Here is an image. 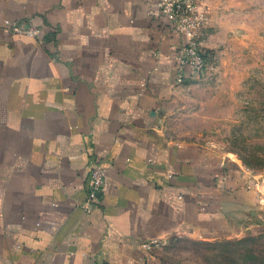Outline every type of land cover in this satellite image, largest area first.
<instances>
[{
  "label": "crops",
  "instance_id": "1",
  "mask_svg": "<svg viewBox=\"0 0 264 264\" xmlns=\"http://www.w3.org/2000/svg\"><path fill=\"white\" fill-rule=\"evenodd\" d=\"M156 7L0 0V264H157L158 241L228 237L255 203L219 152L159 135L185 79ZM98 162L105 185L87 202Z\"/></svg>",
  "mask_w": 264,
  "mask_h": 264
},
{
  "label": "rangeland",
  "instance_id": "2",
  "mask_svg": "<svg viewBox=\"0 0 264 264\" xmlns=\"http://www.w3.org/2000/svg\"><path fill=\"white\" fill-rule=\"evenodd\" d=\"M201 8L206 67L178 84L158 132L219 152L247 176L256 201L228 237L158 241L157 264H264V0H201Z\"/></svg>",
  "mask_w": 264,
  "mask_h": 264
},
{
  "label": "built area",
  "instance_id": "3",
  "mask_svg": "<svg viewBox=\"0 0 264 264\" xmlns=\"http://www.w3.org/2000/svg\"><path fill=\"white\" fill-rule=\"evenodd\" d=\"M157 6V14L164 19L166 29L176 33L180 38L175 53L176 79L199 75L206 67L207 60L198 42L205 23V14L201 0H149ZM6 27L13 33H21L36 38L40 34L38 26L26 21H6ZM106 167L96 163L89 172L90 187L87 191V202L97 200L105 185ZM153 242L147 245V248ZM156 243V242H155Z\"/></svg>",
  "mask_w": 264,
  "mask_h": 264
},
{
  "label": "trees",
  "instance_id": "4",
  "mask_svg": "<svg viewBox=\"0 0 264 264\" xmlns=\"http://www.w3.org/2000/svg\"><path fill=\"white\" fill-rule=\"evenodd\" d=\"M206 58V57H205Z\"/></svg>",
  "mask_w": 264,
  "mask_h": 264
}]
</instances>
